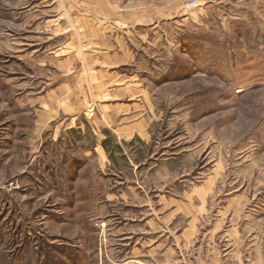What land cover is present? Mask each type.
<instances>
[{"label": "rangeland", "instance_id": "obj_1", "mask_svg": "<svg viewBox=\"0 0 264 264\" xmlns=\"http://www.w3.org/2000/svg\"><path fill=\"white\" fill-rule=\"evenodd\" d=\"M98 39L115 64L90 58ZM97 67L136 81L123 101L151 123L125 173L78 100ZM68 82L77 102L54 117ZM168 152L185 159L174 190L218 171L246 196L237 249L264 264V0H0V264H165Z\"/></svg>", "mask_w": 264, "mask_h": 264}, {"label": "crops", "instance_id": "obj_2", "mask_svg": "<svg viewBox=\"0 0 264 264\" xmlns=\"http://www.w3.org/2000/svg\"><path fill=\"white\" fill-rule=\"evenodd\" d=\"M84 38L82 42L85 43ZM93 44L95 49L90 50V58L96 56L97 62L103 66L105 61H100V55L115 64L113 59L120 55V46L106 48L108 43L101 39L95 40ZM68 63L66 60L67 65ZM109 68L97 67L94 71H87V83L90 81L93 88L85 90L81 95L82 99L79 95L78 100L84 108H97V118L93 122L102 140L98 146L107 157L108 166L117 173H125L133 165L136 166L131 158V142L135 139L148 142L151 123L147 117L138 116L140 103L123 101L126 96L130 99L131 93L138 91L136 81L122 80L121 77L116 79L117 75L114 71L109 72ZM88 86L89 84L87 88ZM74 91V86L69 82L50 91L52 116L56 117L65 107L74 108L77 102ZM59 92H65V96H58ZM141 152L144 153L142 150ZM183 156L168 152L163 166L157 169L159 172L162 170V182L165 184V195L160 198L163 219L160 231L162 234L165 232V239L159 244L162 248L165 244L162 249L165 250V264H250L247 263L249 258H245L236 245L240 229L235 222V215L246 196L243 193L223 192L218 171H210L207 175L205 173L197 182L190 180L188 184H183V189L174 190L170 181L180 177L181 168L185 166ZM183 176L185 175L181 177ZM132 183L133 181L129 182L122 197H137L136 186ZM115 197L113 195L111 199ZM144 200L148 203L147 199ZM228 221L232 222L229 223L230 228Z\"/></svg>", "mask_w": 264, "mask_h": 264}, {"label": "built area", "instance_id": "obj_3", "mask_svg": "<svg viewBox=\"0 0 264 264\" xmlns=\"http://www.w3.org/2000/svg\"><path fill=\"white\" fill-rule=\"evenodd\" d=\"M193 4H194V2H191V3H190V5H193Z\"/></svg>", "mask_w": 264, "mask_h": 264}]
</instances>
